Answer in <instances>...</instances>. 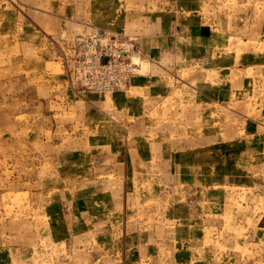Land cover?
Segmentation results:
<instances>
[{"label":"rangeland","instance_id":"374dc122","mask_svg":"<svg viewBox=\"0 0 264 264\" xmlns=\"http://www.w3.org/2000/svg\"><path fill=\"white\" fill-rule=\"evenodd\" d=\"M71 254L264 264V0H0V264Z\"/></svg>","mask_w":264,"mask_h":264},{"label":"built area","instance_id":"2783aa9c","mask_svg":"<svg viewBox=\"0 0 264 264\" xmlns=\"http://www.w3.org/2000/svg\"><path fill=\"white\" fill-rule=\"evenodd\" d=\"M111 38L102 49L91 47L90 52H86L87 61L78 63L79 80L83 86L113 91L125 86L141 68V62L130 57L126 42L118 37L115 41Z\"/></svg>","mask_w":264,"mask_h":264},{"label":"crops","instance_id":"0c3cea01","mask_svg":"<svg viewBox=\"0 0 264 264\" xmlns=\"http://www.w3.org/2000/svg\"><path fill=\"white\" fill-rule=\"evenodd\" d=\"M73 250V248L72 249H70L69 250V253H70V251H72ZM74 254V253H73ZM73 254H71V257L70 258H66L65 259V261L62 263V262H60V264H76L75 263V258H74V255ZM70 255V254H69ZM84 260H86L88 263H90V264H94V263H98V261L97 262H93V261H91L88 257H86V258H84ZM127 261H128V259H127ZM128 264V263H127Z\"/></svg>","mask_w":264,"mask_h":264}]
</instances>
